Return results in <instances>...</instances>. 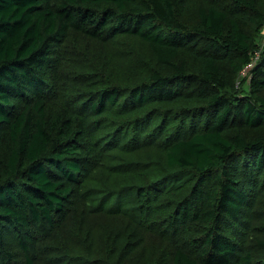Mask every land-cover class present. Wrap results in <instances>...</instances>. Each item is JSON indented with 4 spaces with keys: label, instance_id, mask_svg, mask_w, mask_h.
<instances>
[{
    "label": "trees",
    "instance_id": "1",
    "mask_svg": "<svg viewBox=\"0 0 264 264\" xmlns=\"http://www.w3.org/2000/svg\"><path fill=\"white\" fill-rule=\"evenodd\" d=\"M0 264H264V0H0Z\"/></svg>",
    "mask_w": 264,
    "mask_h": 264
},
{
    "label": "built area",
    "instance_id": "2",
    "mask_svg": "<svg viewBox=\"0 0 264 264\" xmlns=\"http://www.w3.org/2000/svg\"><path fill=\"white\" fill-rule=\"evenodd\" d=\"M259 56H260V53H259V51H257V52H256V56L254 57V60H253L250 64H248V67H249V68L252 67V65L256 62V60L258 59ZM246 69H247V68H246Z\"/></svg>",
    "mask_w": 264,
    "mask_h": 264
}]
</instances>
